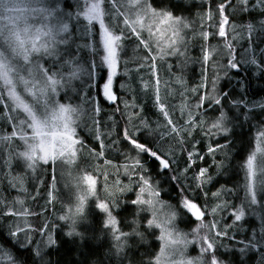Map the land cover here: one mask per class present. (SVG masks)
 <instances>
[{
  "label": "trees",
  "instance_id": "trees-1",
  "mask_svg": "<svg viewBox=\"0 0 264 264\" xmlns=\"http://www.w3.org/2000/svg\"><path fill=\"white\" fill-rule=\"evenodd\" d=\"M151 1L156 9H167L175 16L190 22L189 27V24L183 21L188 25V40L185 41L189 43L190 40V63L178 67L173 62L170 66L159 68L148 57L145 64L130 63L126 74L122 51V63L118 62V74L113 79L114 92L119 98L112 102L106 98L103 88L107 71L97 67L100 63L99 41L95 35L93 47L90 46L89 40H79L87 43L78 47L82 63H87V67L83 63L85 66L81 71L73 70V79L76 81L71 89L73 95L70 96L81 108L89 106L92 110L93 101L95 102L96 111L91 112L92 137L87 139V152L95 164H107L112 167L109 174H101L99 177L96 195H108L102 184L106 178L111 182V177L122 186L128 184L126 189H121L127 192L121 195L113 193L117 195L116 206L112 208L116 216V227L123 233H132L133 229H137L142 236L129 235L123 251H119L114 239V235L118 233H113L105 227L107 220L104 212L97 206H90L91 210L87 216L72 228L65 215L66 203L62 201L63 207L57 209L56 203H50L49 188L45 187L41 188L39 197H36L34 202L31 203L27 199L28 208L25 206V200L23 203L33 223L27 244H22L10 231L7 223L10 215L6 213V217L4 211L0 210V264H158L155 256L161 243L157 236L159 230L147 226L150 217L142 211L140 205L133 203L141 188L142 179L149 180L153 186L154 183L158 184L155 186L160 198L169 201L180 213L189 217V224H181L184 228L181 229L193 233L197 237L196 241L200 238L201 248L206 247L201 238L210 237L209 242L213 241L211 226H216L218 217L214 222L206 215L197 220L192 214H187L183 202L188 200L201 208L205 205L206 208L212 207L214 203L223 204L225 201L222 195L215 193V190L230 188L233 185L236 193L241 197L242 194L245 195L246 162L254 152L256 134L264 129V107L260 106L264 104V11H237V0H231L232 6H226L224 12L229 20V25L225 26L227 36L221 38L216 34V12L222 0ZM224 3L227 5L228 0H224ZM253 3L255 0H249V5ZM194 25L195 28L190 31L189 37V30ZM205 32L209 33L207 40L202 39V33ZM194 33L198 35L194 36ZM230 34L236 35L232 41H229ZM123 41L124 39L122 44ZM127 43L140 44V40L131 37ZM226 44L232 46L230 55L227 54L229 49L225 47ZM205 51L210 56L207 62L202 60ZM230 59L239 61L237 69L227 66ZM251 60L256 63L251 64ZM130 69L132 78L128 77ZM89 72L92 73L91 76ZM64 77L71 78V75L66 74ZM83 78H90L92 82L85 90L77 81ZM123 84L124 89L121 88ZM0 88L3 90L4 100L0 103V131L9 134L11 126L15 128L17 123L16 119L3 109L8 97L2 81ZM74 92L78 93V97ZM60 96L61 100L69 98L63 93ZM213 98L220 99L221 103L215 104L212 102ZM236 102L241 103L238 106ZM201 104L203 106H199ZM161 105L169 113L167 117L160 112ZM222 116L226 117L222 123L227 131L216 128L210 130L213 124L221 121ZM168 120L173 123L167 124ZM9 121H12L11 126ZM173 128L177 131L173 132ZM125 134L136 139L138 143L145 144L151 151L163 153L161 158L167 160L175 159L179 149H184L196 140L195 149L203 153L204 158H196V162L189 167L192 174L186 178L179 175L180 170L175 167L160 170L162 167L159 161L148 153L137 155L129 140L125 139ZM213 148L216 150L211 151ZM79 162L89 173H99L96 169L89 171L90 159L87 153ZM47 168L49 169L48 166ZM204 168L208 170L207 180L199 176ZM45 170L49 181L51 172L47 173V169ZM32 191V188L28 190L27 198ZM5 192V195L4 190L2 192L3 201L7 202V208H10V200H17L16 192L13 188ZM207 196L212 200L205 199ZM244 197L240 199L238 209L241 208ZM59 215L66 220L60 221ZM87 219L89 221L86 224ZM201 224L205 227L201 228ZM50 227L54 243L45 244L44 240H40L45 229ZM216 227H219L218 231L228 232L239 247L248 240L251 230H258L259 224L254 225L253 221L245 218L242 224L236 225L235 228L224 229L222 223ZM79 229L81 231L77 233ZM39 242L40 246L42 243V248L38 247ZM231 249L239 251L234 246ZM8 256L11 259L8 260Z\"/></svg>",
  "mask_w": 264,
  "mask_h": 264
},
{
  "label": "rangeland",
  "instance_id": "rangeland-1",
  "mask_svg": "<svg viewBox=\"0 0 264 264\" xmlns=\"http://www.w3.org/2000/svg\"><path fill=\"white\" fill-rule=\"evenodd\" d=\"M87 2L94 3L96 0H87ZM57 3L60 4V11L64 14L63 17L54 14V17L44 19L42 14L36 11L38 8L53 9ZM77 3L78 0H14L16 10L8 13L10 19L7 21L0 19V28H3L5 23H7L11 28L16 29V31L20 33V38L22 40L31 41L36 39L37 43H46L49 41L50 38L48 36H44L43 32L51 30L54 33V25L58 26V20L63 19V21L68 24V32L60 33L55 36V41L51 44L52 55L33 57L32 63H27L23 60L15 58L14 54L11 53L8 48L7 43L3 40H0V52H4V55L8 57L9 62L14 65L15 71L12 74L13 87L15 88L16 94L20 98V102L28 104L34 111L37 112L38 115H40L43 111L41 105L48 99V97L40 96V88L42 86L40 80L41 73L35 71V65L38 63L42 71L49 72L60 80V84L57 85L56 93H49L48 96L55 101L56 105L64 104L77 109V113L74 114L73 117L75 135L72 139L78 141V143L74 144L71 149H68L67 147H64L68 141L66 139L61 140L60 138V134L65 131L63 128V122L57 119L56 115L53 114L55 109H53V106L49 104V108L52 111L49 112L48 117L41 118L49 120L48 125L44 128V132L47 134L44 137V140L45 147L53 155L49 158L48 163H45L42 160H37L36 164L32 168H29L27 166L29 162L25 161L18 155L19 153L28 150V145L25 144L19 137L21 133H24L31 138L33 135L32 130L26 129L23 126L18 127L19 120L24 119L25 114L22 110L16 109L17 102L9 99L5 100L3 109L7 111L12 118H16L15 122L17 123L14 128V126H11L13 120L9 121L11 126L9 134L11 135L15 131L17 135L15 138L9 140L6 139V137L10 136L8 132L5 134L0 131V210L4 211V215H6V213L10 215V218L7 219L9 229L12 233H15L14 236H16L21 242L25 240V233H27L28 238L29 233L31 232L30 226L33 227L32 220L29 217L30 213L27 209V199H29L32 203L35 201L37 194L33 193L27 198V192L30 188H34L36 186H38V188H49L50 203H56L57 209L63 207L61 203L62 201L65 202V215L69 220V225L73 228L82 218L87 216L91 210L89 208L90 206H93V202L96 199L97 183H100L99 177L102 176L101 174L107 175L112 170V167L107 164H95L91 155L87 152V139L92 137L91 108L89 106L81 108L76 100L70 99V96L73 95L71 89L74 88L73 83L76 81L73 79V70L81 71L85 65L87 67V63L83 62L85 65L82 63L81 54L78 49L79 45L83 46L87 43L79 40H89L90 46L93 47L94 36L100 31L98 21L94 24H89L80 13V8L77 7ZM79 3L80 6L83 7L85 0H79ZM133 4L134 0H104V2L100 4L99 8V11L102 14L101 18L105 19L106 24L108 23V20L103 16V13L106 9L110 8L111 11L109 12V15L111 16V24L118 28L125 29L129 35H132L130 37H138L140 40V44H128L127 42L129 39L124 38V73L127 74V69L129 68L130 63L140 62L141 64H145L146 58L148 57H150L153 64L159 68L163 66H170L173 62H175L178 67H183L186 64H189L191 56V49L189 45L190 40L189 43L185 41L188 40V27L183 28L180 25L174 24L172 21L165 23L164 14H171L174 19L178 18L186 22L187 20L183 17L175 16L167 9H156L151 0H148L150 8L160 15L153 17L141 14L140 9L138 7L134 8ZM85 11H88V9H85ZM3 15L4 14L0 12V16ZM77 16H80V18L77 19ZM138 18L142 21V26L135 25L136 33L132 34L131 29H127L123 21H128V24L134 25ZM187 23L190 27V22ZM25 28L29 30L27 33L24 32ZM194 28L195 25L189 30V37L190 31ZM37 30H39V36H37ZM177 32H179V37L176 36ZM193 35L197 36L198 34L194 33ZM235 37L236 35L230 34L229 41L234 40ZM63 39H66L67 43H61L60 41ZM99 39L100 38L97 35V41H99ZM173 40L177 41L175 47L184 52V55L170 54L173 51ZM145 44H147L148 47H144ZM69 61H71V63H67ZM66 74L71 75V78H65L64 76ZM17 77H22L24 80L29 81V84L24 85L22 82L17 81ZM128 77H133L131 69L128 72ZM77 81L80 82V85L84 90L92 84L90 78H83ZM114 85L115 84L113 83L111 91L116 98H119V96L114 92ZM5 86L6 96L8 97V86ZM121 88L124 89V84L121 85ZM30 92L35 93L36 95H30ZM62 93L68 95L69 98L61 100L62 97L60 95ZM74 94L78 97V93L74 92ZM75 96H73V98H75ZM37 98L40 99L39 104L36 103ZM134 100L136 99L134 98ZM89 110H91L90 113L88 112ZM52 133H56V135L53 137L51 135ZM259 133L260 132L256 134L254 152L246 162L247 173L245 197L240 208L245 210V216L241 221L237 222L234 219V214L237 210H240L236 205L238 202L237 195L233 191H229V188H218L215 190V193H220V195L224 198V201L231 205L229 213H226L223 216H221V211L217 207L222 204L218 203L217 206H215V217H218V222L215 223L216 226L217 224L222 223L224 229L235 228L236 225L238 226L242 224L245 217L248 215L259 218L256 220L258 221L259 227L258 230H251L248 240L243 242L242 246L238 247L236 245L237 241L230 237L228 232L223 230L218 231L217 229L219 227L217 228L215 225H212L211 233L214 237L212 241L214 247L211 254L218 258L220 264H264V218L263 214L260 213V208L263 207L264 209V141L258 139ZM39 142L40 141L37 139H29V143L32 145H38ZM61 151H63V155L59 154ZM73 152L75 153L74 155L72 154ZM86 153L90 159L88 166L89 171L96 169L99 173H89L88 170L80 164V162L78 163L79 160L81 161L82 158L86 157ZM41 154L42 153L37 150V157ZM250 159L252 161L251 167H249L248 164ZM45 169H47V173L48 171L51 172V174H49V177H51L49 181H47ZM202 171L205 172L203 178L207 180L208 170L204 168ZM123 173L125 172L123 171ZM31 176L36 179L34 180ZM89 177H91V180L95 181V184H92L89 181ZM109 178L111 182L106 178L102 183L103 189L109 196L113 193H119L118 195H121L122 193L127 192L121 189H126L128 184L122 186V184L118 183L116 180H112L111 177ZM144 180L147 179H142L140 183L141 188L144 189L143 198L153 201V207H149L148 211H145L148 214V217H150L148 220H155L156 223L161 225V227L157 228V230H159L157 235L158 240L161 243L160 249L155 256V261L158 264H188L189 261H191L192 264H205V261L208 260V256L201 251L202 248L200 238L196 241L197 237L194 236L193 233L190 234V232L188 233V231L184 232L182 230L184 229L182 225H188L189 220L186 216H182V213H180L174 205L160 198V195L156 190V186H158V184L154 183V186L156 185L154 187L149 180H147V184L142 183ZM11 187L13 190L15 189L17 200L11 199V207L7 208V202L3 201V196L6 194L5 190H12ZM141 188L138 192V196H141ZM3 190L4 195L2 193ZM153 190H155L158 195H153ZM110 191L113 192L110 193ZM249 191H257L259 193L258 203L245 207L249 199ZM24 200L26 201L25 206L27 208L23 205ZM18 203L21 206H19ZM140 206L142 208L145 207L142 205ZM197 207L201 209L204 215V209L198 205ZM173 212L175 213V219L168 221L167 217ZM109 213L116 220L115 213L110 207ZM109 213L104 212V217L107 221L109 219ZM188 213L192 214L187 210V214ZM58 217L59 220L62 221L61 217L63 216L59 215ZM0 221H2V219H0ZM88 221L89 219L86 220V224ZM166 221L167 223L174 225V227H169V231L173 233L178 231L181 236H186L187 239L192 242L184 245L182 250H180V246L166 245L165 241L161 239V236L165 234ZM80 231L81 229H79L77 233H80ZM209 234L210 230H208L207 235ZM201 235L204 236V234ZM49 238L51 240L53 239L51 227L45 229L43 238H41L40 241L44 240L43 242L47 244L49 243ZM25 244H27V241L24 245ZM39 246L40 242L38 243V247ZM233 246L237 247L239 251H233L234 248L231 249ZM40 248H42V243ZM9 259H11L10 256H8V260Z\"/></svg>",
  "mask_w": 264,
  "mask_h": 264
},
{
  "label": "snow or ice",
  "instance_id": "snow-or-ice-1",
  "mask_svg": "<svg viewBox=\"0 0 264 264\" xmlns=\"http://www.w3.org/2000/svg\"><path fill=\"white\" fill-rule=\"evenodd\" d=\"M104 0H96L94 3H88L87 0H85V3L83 4V7L80 6L79 0L77 3V7L80 8V13L83 15L84 19L87 20L89 24H94L98 21L99 23V29L100 31L97 32V35L99 36V48H98V54L100 58V63L97 66L100 69H105L107 71V82L104 85V93L106 98L109 101L115 102L116 96L112 93L111 88L113 85V79L118 74L117 73V65L118 62L122 63L121 57L119 55L120 52L123 51V44L122 40L124 38H127L129 33L125 29L118 28L111 24V16L109 15V12L111 9H106L103 13V16L107 18L108 23H105V19L101 18V12L99 11L100 4L103 3ZM226 6L231 7L232 3L231 0H228V4L226 5L224 3V0H222L221 4L217 8L216 15L218 17L217 19V25H218V32L216 33L221 38H225L227 36L226 32V25H229V20L226 15H224ZM133 7H138L140 9L141 14H146L150 16H158L159 13H156L154 10H152L148 4V0H134ZM235 8L237 11H264V0H255V3L249 5V0H237V3L235 5ZM85 9H88V11H85ZM16 10L14 0H0V12H2L4 15L0 16V19L7 21L10 19L8 16V13H11ZM36 11L40 14H42V17L44 19H47L48 17H54L55 15H58L60 17H63V13L60 11V4L57 3L53 9H47V8H38ZM80 16H77V19H79ZM168 21H172L176 25H180L183 28H187L188 25L183 23L182 20L176 18L174 19L171 14H164V22L167 23ZM58 26H55V32L48 30L43 32L44 36H48L50 39L46 43H37L36 39H33L31 41H25L20 38V33L16 31V29L11 28L7 23H5L3 28H0V40H3L7 43L8 48L10 49L11 53L14 54L15 58L23 60L27 63H32L33 57H39L42 55H52L51 51V44L55 41V36L59 35L60 33H66L68 32V24L63 21V19H60L57 21ZM127 29H131V33H136V26L135 25H141L142 21L138 18L135 21L134 25L128 24V21H123ZM113 29V30H110ZM29 30L27 28L24 29V32H28ZM119 33V34H116ZM37 36H39V30H37ZM176 36L179 37V32L176 33ZM209 38V33H202V39L207 40ZM138 39V37H137ZM61 43H67L66 39H63L60 41ZM143 43V42H141ZM177 41H172V47L173 51L170 54H179L184 55V52L180 51L179 48H176ZM144 47H148L147 44L144 45ZM225 47L229 49L230 55V49L231 45L226 44ZM215 51V49H214ZM202 60L207 62L210 60V56L207 51H205ZM264 62V61H262ZM71 63V61L67 62ZM251 64H255V60L250 61ZM239 65V61H235L234 59H230L228 67L232 69H237ZM15 68L14 65H12L9 62L8 57L4 55V52H0V81L3 82V85L8 86V92L9 96L8 99L16 103V109L22 110L25 114V118L22 120H19L18 127L23 126L26 129L32 130V137H28L26 134L21 133L20 139L24 141L25 144L28 145V150L19 153L18 155L23 158L25 161H28V167L32 168L37 160H42L45 163H48L49 158L53 155L46 147H45V140L44 137L47 135L44 132V128L48 125L49 120L48 119H42L41 117H48V114L50 111H52L49 108V104L53 106V109H55V112L53 113L56 115L57 119L63 122V128L64 132L60 134L61 140L66 139L68 141L67 144L64 145V147H67L68 149H71L72 146L78 141L73 140L72 137L75 135V128L73 127V117L74 114L77 113V109L75 107L59 104L56 105L55 101L52 100L50 96H48L49 93L55 94L57 91V85L60 84V80L57 79L55 76H53L49 72H44L40 69L39 64L37 63L35 65V71L40 72V80H41V88H40V96L41 97H48V99L41 105V108L43 109L42 113L40 115L37 114L36 111L33 110L32 107H30L28 104H23L20 102L19 96L16 94L15 88L13 87V79L12 74L14 73ZM264 71V69H262ZM90 76L92 75L91 72L88 73ZM124 74V73H121ZM75 75V73H73ZM17 81L22 82L24 85H28L29 81L24 80L22 77H17ZM215 83V81H213ZM203 86V85H202ZM145 87H148V85H145ZM199 89H193V91H198ZM30 95L35 96V93H31ZM3 102V90L0 88V103ZM212 102L219 105L221 103L220 99L213 98ZM36 103H40V99H36ZM239 106L241 102H236ZM199 106H203L202 104ZM261 107H264V104L260 105ZM92 111L95 112V102L93 101V108ZM160 112L164 117H167L169 113L164 110V107L161 105ZM16 119V118H14ZM226 119V117H221V121L217 122L212 125L213 128L216 129H222L223 131H227V128L224 127L222 121ZM173 121L168 120L167 124H172ZM147 127V125H145ZM173 132L177 131L175 128L172 129ZM17 133L14 131L10 136L6 137V139H13L15 138ZM53 137L56 135V133L51 134ZM29 139H37L39 140L38 145H32L29 143ZM99 139V137H97ZM125 139L129 140L132 147L137 151V155L140 153H148L150 154L154 159L159 161V165L162 167V169H168L170 167V163L166 158H161L164 154L160 153L158 154L157 151H151L145 144L138 143L136 139L129 137L127 134H125ZM261 141H264V131H260L259 137ZM221 148L223 146H220ZM37 150H39L42 154L37 157L36 153ZM211 151H215L216 149H210ZM60 155H63V151L59 153ZM75 154L74 152L72 153ZM139 162L137 161V164ZM251 159L249 160L248 164L249 167H251ZM135 167V166H133ZM205 172L201 171L199 176L204 177ZM89 181L92 184H95L94 180H91V177L88 178ZM196 179V177H194ZM142 183L147 184L148 181L144 180ZM139 186V185H138ZM144 189L141 188V196L138 197L136 200L133 201L134 204L145 206L142 208V211H148L149 207H153V201L150 199H144L143 198ZM153 195H158V193L153 190ZM258 195L259 193L257 191H249L248 196L249 199L247 201V204L245 207L249 205H254L258 203ZM98 207L104 211L105 213H109V207L107 204L101 203L98 205ZM183 207L188 210V212L192 213L197 220H201L203 217V212L200 208L197 207L195 203H192L188 200H185L183 202ZM215 211V209L213 210ZM2 215V213H0ZM245 216V210L240 209L237 210V212L234 214V219L239 222L244 218ZM61 219H65V217H61ZM175 219V213H171L167 220H174ZM116 220L111 216L109 213V219L105 225V227H108L110 231L113 233H118L114 235V239L117 241L116 248L119 251H123L124 243L129 235H137L142 236V233H140L137 229H133L132 233H123L119 232V230L116 227ZM148 227H161L160 224L156 223L155 220L148 221ZM169 227H174L173 224L165 222V234L161 236V239H163L166 243V245H176L180 246V250H182L184 245H187L191 243L192 241L188 240L186 236H181L179 232L173 233L169 231ZM201 228H204L205 225L201 224ZM15 234V233H13ZM71 235V233H69ZM203 240V243L206 245V247H202L201 251L208 256V260L205 261V264H220L218 258H216L214 255H212V250L214 247V244L212 242H209L210 237H203L201 238ZM27 241V233H25V240L21 243L24 244ZM49 243H54L49 238ZM188 264H192L191 261L188 262Z\"/></svg>",
  "mask_w": 264,
  "mask_h": 264
},
{
  "label": "bare ground",
  "instance_id": "bare-ground-1",
  "mask_svg": "<svg viewBox=\"0 0 264 264\" xmlns=\"http://www.w3.org/2000/svg\"><path fill=\"white\" fill-rule=\"evenodd\" d=\"M127 39H129V41H130L131 37L128 35ZM210 130H213L212 126L210 127ZM195 146H196V140L190 142L189 145L185 146L184 149H181V150L179 149L178 150V155H177V157L175 159L171 158L170 160H168L169 163H170V167L178 168L180 170V174L179 175H184L186 178H189L190 175L192 174L190 169H189V167L196 162V158H199V159H203L204 158L203 153H200L199 151H197L195 149ZM194 153H195V155H194ZM194 156H196V157L194 158ZM160 170H163V169H160ZM32 189H33V191H32V193H30V196H31V194L36 193L37 197H39L41 188H38V186H36L34 188L32 187ZM229 191H233L237 195L238 202H237L236 205L238 206L239 203H240L239 201H241L242 198L245 195L242 194V197H241L239 195V193H236L235 185L231 186L229 188ZM137 196H135V199L140 197V196H138V197ZM205 199L212 200V198H210L209 196L205 197ZM116 200H117V195H114V194H111V196L106 195V194L98 195V196L96 195V199L93 202V206L94 207H96V206L98 207L99 204L104 203V204H107L108 207L113 208V206L114 207L116 206L115 205L116 204ZM223 200H224V198H223ZM167 202H169V201H167ZM206 206L207 205H205V207H203V209L205 211L204 215L209 216L211 222H214L215 219L217 218V217H215L216 216V212H215L216 211V207L215 206H217V205L214 203V204H212V207L206 208ZM230 206L231 205H229L226 202H224L221 206H217L218 209H220V211H221V216L225 215L226 213L227 214L229 213ZM214 209H215V211H213ZM260 210H261L260 213L263 214V218H264V209H263V207L260 208ZM257 215L259 216L258 213H257ZM182 216H186V215L182 214ZM186 218L189 220V217L186 216ZM245 218H249L251 221H253L254 225L258 224V221H256V220L259 219L258 217H252V216H248L247 215ZM241 240L239 242H241Z\"/></svg>",
  "mask_w": 264,
  "mask_h": 264
}]
</instances>
